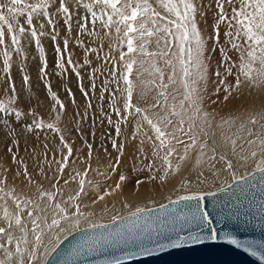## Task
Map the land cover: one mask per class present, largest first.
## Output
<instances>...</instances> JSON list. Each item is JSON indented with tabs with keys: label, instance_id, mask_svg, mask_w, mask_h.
<instances>
[{
	"label": "snow or ice",
	"instance_id": "snow-or-ice-1",
	"mask_svg": "<svg viewBox=\"0 0 264 264\" xmlns=\"http://www.w3.org/2000/svg\"><path fill=\"white\" fill-rule=\"evenodd\" d=\"M87 2L89 6L84 9V14L76 24L77 32L74 37L76 46L84 52L82 64H75L71 59L69 38L63 40V53L69 56L67 64L72 66L71 70L77 76L79 90L86 102L84 113L74 114L76 130L83 131L81 121L88 119L89 110L98 111L101 123L106 120L112 129L107 138L118 155L115 160L108 161L104 173L98 174L103 175L107 181L111 174L119 172L126 144L131 139L139 140L138 150L144 158L141 161V170L148 171L146 177L136 180V187L146 182H165L170 174H175L180 169L190 151L198 149L197 164L207 155L212 175L218 177L221 171H226L234 183L242 180L245 184L249 183L244 176L239 175L237 165L244 167L249 161L253 162L254 168L247 176L254 179L253 173H259L260 191L264 193V110L222 120V123L215 127L222 128L226 125L235 131H221L218 140L216 134L210 131L214 127L215 117L204 108L205 94L213 75L216 77L213 94L223 91V101H228L244 84L257 89L264 87V0H211L217 9L214 13L215 35L207 39L199 27L200 18L206 16L203 0ZM57 3L61 11L69 13L65 3L60 0H57ZM51 7V0H0V56L2 71L5 74L10 71L14 54L17 57L24 55L23 41L30 36L40 53L43 65L39 69L40 77L47 79V62L40 37L51 27V39L57 41L55 28L59 25L50 15ZM22 16H26L30 31L20 25L19 18ZM34 17L45 18L39 29L34 26ZM63 23L66 31L71 32L70 17ZM221 25L226 26L223 46L219 45ZM85 37L89 38V43H95L97 46H88ZM209 40L215 41L212 47H219L221 55L215 69H212L208 59ZM231 50L238 53V61L232 60L229 54ZM55 53L59 75L65 71V63L58 45L55 46ZM90 54L100 63L92 68L89 74L90 87L85 89L79 69L92 65ZM97 73L104 76V79L99 85L98 96H95L92 93L98 87ZM144 74L150 79H144ZM230 76L235 77L234 82L228 80ZM22 79L26 87L30 82L29 75L24 74ZM4 83L8 85L9 78H5ZM45 87L50 99L54 101L51 112L55 115L51 122H45L34 111L24 113L19 110L15 106L19 99L15 88H12V95L7 101L0 99V113L4 114L0 116V135L10 138L7 152L12 154L13 162L23 166V172L17 171L15 177L22 175L28 185L35 186L33 195L36 199L47 201L41 208L36 199L29 198L23 191L19 195L16 194L15 188L6 191V179L0 177V193L12 199L18 210L17 214L9 219L5 209L4 219L7 221V227L0 226V235L6 237L7 243L16 241L14 253L9 249L4 250L3 264H35L37 260L39 264H45L48 257L58 251L59 237L42 256H37V248L44 236L41 221L50 230L58 228L60 232H65L61 221L71 220L72 228L67 230L68 235H71L72 231L84 232L85 238L71 247L67 253L68 257L84 258L109 248L122 251V256L93 261L91 264H124L126 260L156 257L170 249H180L202 244L205 240L217 239L215 230L206 235L202 234V231H191L193 227L208 229L212 224L208 214L203 211L202 204L204 195H214L212 192L180 195L178 199L170 201L174 205L180 201L196 202L186 204L187 211H177L173 208L170 213H166L163 210L167 205L160 204V213L153 215L157 212L156 208L137 206L127 216L113 215L109 224L89 222L87 231L81 229V218L87 220L91 215L81 208L84 200L92 197V203L95 204L113 192L123 190L127 177L119 173V180L114 188L105 187L102 194L93 196V190L101 187L99 182L94 183L91 179L81 177H87L89 171H96L91 165L94 159L97 163L102 162L101 154L95 151L93 143L82 138L87 148V156L76 155L79 149L75 148L74 142L65 135L69 128L60 127L63 123L62 115L66 114V105L58 98L57 92L51 89L50 84L46 83ZM7 91L8 88L5 87V92ZM67 95L75 104L74 94L70 89H67ZM93 101L99 103L94 105ZM9 116L16 122L27 120L28 116L33 118L17 133L7 118ZM129 126H132L130 136L126 132ZM37 130H51L59 136L58 150L61 157L48 162L50 166L55 164V174L52 177L44 176L50 181L48 189L33 178V173L29 172L24 161L16 154L18 141L15 137L35 134L39 138L40 131ZM145 144L150 146L149 149L144 147ZM245 145L249 147L247 152ZM44 147L48 149L47 144ZM103 151L111 155L107 153V149ZM229 151L231 156L235 157V163L228 156ZM77 161L87 167L69 171V166ZM218 163L222 165L221 168H217ZM7 171L8 169H5V172ZM39 171L41 174L45 172L43 167ZM197 180L203 183L206 177L201 173ZM73 183L78 185L76 189L71 188ZM182 187H188V180H182ZM251 187L257 186L251 184ZM224 190V187L220 188V191ZM246 190L242 188V191ZM124 207L129 206L125 204ZM25 210L27 217L31 218V231L35 237V243L27 255L21 248V243L26 242L24 238L13 235V230L21 233L26 230L20 215ZM49 213L50 223L47 222ZM185 230L188 231L183 234ZM220 238L228 244L244 247L246 252L264 264V251L251 243L247 246L240 245L228 233H221ZM3 247L0 243V248ZM261 249H264V245H261ZM60 264H66L65 260H61ZM67 264H72L71 260Z\"/></svg>",
	"mask_w": 264,
	"mask_h": 264
},
{
	"label": "bare ground",
	"instance_id": "bare-ground-1",
	"mask_svg": "<svg viewBox=\"0 0 264 264\" xmlns=\"http://www.w3.org/2000/svg\"><path fill=\"white\" fill-rule=\"evenodd\" d=\"M61 3H65L66 7L69 9V13L65 14L63 11L58 13L57 9H54L57 4V0H51V10L50 15L52 18L56 19L58 23V27L55 28V34L57 35V41L54 42L51 39V27L46 30L45 35L40 37L41 45L44 48V54L46 57L47 67L45 69L47 74V79H42L40 77L39 69L43 66L40 60V53L37 51L35 47L34 41L31 40V37L28 36L24 39L23 44L25 45L24 55L22 57H17L14 54L12 66L10 68L9 73L5 74L2 71V56H0V99L7 101L8 98L12 95V88L16 89V94L19 97L17 104L15 105L19 110L24 113H28L30 111H34L37 116L43 119L45 122H51L54 119V113L51 112V109L46 106L45 103L53 100L50 99L48 95V91L45 87V84H50L51 89L58 94V98L66 105V114L62 115L63 123L60 125L61 128H69V131L65 133L66 138H68L71 142H74V147L79 149L76 153L77 156H87V148L82 141L87 140L88 142L93 143L94 149L96 152H100L102 157V162L97 163L94 159L92 162V169L96 171H89L87 177H81L85 179H91L94 183L99 182L100 188L93 190V196L102 194L103 188L110 187L114 188L115 184L119 180V173H123L126 177V186L123 190H117L113 192L111 195L106 196L104 200L97 201V203H92V197H89L84 200L81 208L86 213H91L88 216V219H82L80 222V227L87 225L89 222H98L103 220L111 219L113 215H120L125 212H129L135 209V207H145L148 205L156 204L164 201L165 199L174 196L178 193H183L187 191H202V190H211L220 185L227 183L231 179V175L226 171H221L218 177H214L209 167V163L207 161V155L201 158L200 164L196 163V159L198 157V149H193L190 151L188 157L184 162L181 163L180 169L175 174H170L165 182H146L142 186L136 187L135 182L137 179H142L148 175V171L141 170V161L144 159L141 157L139 152V140L129 141L126 144L125 153L122 157V164L119 166V172L115 174H111L110 178L105 181V177L103 175H99L98 173H104L107 168L109 160H115V157L118 153L112 149L111 142L107 138L108 135L112 133V129L108 132V128L110 127L107 124V121L104 120L101 123V117L98 111L89 110L88 119L81 121V126L83 131L80 132L76 130V126L74 124V114L80 113L83 114L85 111V99L78 87V79L77 76L72 72L70 65L67 64V60L69 56L67 53H63V40L65 38H69V51L72 52L71 59L75 64H82L84 52L83 49L76 46V41L74 37L76 36L77 28L76 24L77 19H79V11H82V7H87V0H82L79 2L77 0H60ZM238 6V5H237ZM53 9L55 10L53 12ZM85 9V8H84ZM57 15H56V14ZM76 13V14H75ZM59 14V15H58ZM72 26V31L67 32L66 27L63 23L65 19H69ZM205 17V16H204ZM203 18V17H202ZM202 18L199 21V27L202 29ZM44 20V19H43ZM40 17H34V26L39 29L40 25L44 23ZM77 21V22H76ZM207 21V20H206ZM19 23L21 26H24L26 30H29V26L26 23V16H22L19 18ZM225 28V26H224ZM205 34V32L203 31ZM211 34V33H210ZM209 34V35H210ZM207 38V35L205 34ZM224 37V35H221ZM85 43L88 46H97L95 43H89V38L85 37ZM224 41V40H223ZM34 45H33V44ZM208 41L209 48L211 44ZM32 45L35 47L33 49ZM58 45L62 50L63 60L65 63V71L61 74H57L60 72L59 69L56 68V60L57 55L55 53V46ZM107 41H105V51H107ZM220 46H223L224 43L219 42ZM51 46H53V50H51ZM230 48V46H228ZM33 50V52H32ZM218 50V49H217ZM51 51H53V56L55 57L54 63L51 62ZM215 52V51H214ZM217 52V51H216ZM232 57L233 61H238V53L235 50H231L229 53ZM217 55L220 53L217 52ZM213 57V56H212ZM90 58L93 63L91 66H83L79 69L82 76V83L85 89L90 87L89 74L93 67L98 65V61H96L95 56L90 54ZM25 71H21V70ZM235 71V70H234ZM27 74L30 77L29 84L25 87L23 84V75ZM99 76V73H97ZM106 75V73H105ZM5 78H9V84L5 85ZM144 79H150L147 74H144ZM99 79H104V76H99ZM99 79L96 81L97 85H99ZM230 82H234L235 77H228ZM216 79L211 81L208 85V92L205 94V102L204 108L213 114L215 117L214 127L210 131L216 134L217 139H220V132L224 131L225 133H229L230 131H235V129H229L228 126H223L222 128L215 127V125L221 124L222 120H227L232 117H237L244 115L246 113L258 112L264 110V87L262 88H251L247 84L241 86L238 92H234L233 95L229 98L228 101H223L224 93L221 91L219 94H213L215 88ZM5 87L8 88V91L5 92ZM67 89H70L73 94L76 103H72V98L67 95ZM171 90V89H170ZM99 87L92 93V95L98 96ZM154 95V93L152 94ZM217 101L213 103L212 101ZM151 101V95L149 96V102ZM99 103L98 101H93V104ZM143 101L141 102L143 106ZM57 110L59 107L57 106ZM105 110L107 111L106 103ZM4 114L0 113V116ZM11 119L12 117H7ZM32 116H28L27 120H21L20 122H16L14 119L12 120V124L15 127L17 133H20L22 127L31 122ZM79 119V117H75ZM11 122V121H10ZM94 122V123H93ZM2 127V126H0ZM110 130V129H109ZM132 130V126L126 129L129 136ZM40 131V130H37ZM106 134V135H103ZM18 141V150L16 154L19 158L24 161V165L27 167L29 172L33 173V178L37 180L45 189L49 188L50 181L45 179L44 176L52 177L55 174V164L49 165V161H54L60 159L61 152L58 150L59 147V136L55 133H52L51 130L40 131L39 138L35 134L31 135H18L15 137ZM10 138L0 135V177L6 179L8 188L16 189V194L19 195L22 191L29 197L36 199L33 195L35 193V186L28 185L24 180L23 176L15 177V173L17 171L23 172V166L17 165L12 160V154L7 152V147L9 144ZM187 142V141H186ZM48 145V149L46 150L44 145ZM144 147L149 149V145L145 144ZM104 149H107V153L111 155H107L104 153ZM246 152L249 150V147L245 145ZM150 156V153H149ZM228 156L233 159L235 163V157L231 156V152H228ZM175 163V161H173ZM43 167L45 172L43 174L40 173L39 169ZM87 165L77 161L75 164H71L69 166V171L74 168H79L83 170ZM221 164H217V168H221ZM51 168V170H49ZM254 168V163L249 161V163L240 167L237 165V171L239 175L245 174L248 171ZM5 169H8L5 172ZM203 173V176L206 177L205 182L200 183L197 180V176ZM15 177V179H14ZM67 178V176H65ZM182 180H188V187H182ZM61 186H63V182H60ZM67 188V186H64ZM78 185L73 183L71 185L72 189H76ZM67 192L65 194L66 199ZM0 226L7 227V221L4 219L5 209L8 212V218L11 219L14 217L18 210L15 206V203L12 199L8 198L4 195V193H0ZM36 203L40 204L41 208L45 206L47 203L46 200L36 199ZM125 204H128L129 207H124ZM107 209V211H105ZM25 212L20 213L22 218V223L25 226V232L21 233L18 230H13V235L16 237H23L26 242L21 243V248L24 249L25 255L27 252L31 250L32 245L35 243L34 233L31 231V218L27 217ZM51 214L48 216V223H50ZM41 226L44 232L43 241L37 248V256H42V254L49 248H51L52 244L55 243L57 237L59 239L67 233V230L72 228V222L69 221H61V227L64 228L65 232H60L58 228L48 229L44 226L43 221H41ZM0 243L4 245L3 248H0V264L4 262V250L9 249L13 253L15 252V244L16 241L13 240L11 244L6 242V237L0 235ZM35 264H39V260L35 262Z\"/></svg>",
	"mask_w": 264,
	"mask_h": 264
},
{
	"label": "water",
	"instance_id": "water-1",
	"mask_svg": "<svg viewBox=\"0 0 264 264\" xmlns=\"http://www.w3.org/2000/svg\"><path fill=\"white\" fill-rule=\"evenodd\" d=\"M247 173L241 176L249 181L248 184H245L243 180L234 183L231 177L227 183L211 190L178 193L162 202L145 206L157 209V212L153 215L160 213V204L167 205L166 209L163 210L166 213H170L173 208L177 211H187L185 205L196 202L180 201L174 205L170 201L178 199L180 195L212 192L214 195H204L202 200L203 211L208 214L212 224L208 229L201 230L198 227H193L191 231H202V234L206 235L215 230L217 232L215 241L205 240L202 244L170 249L167 253H161L156 257L126 260L124 264H262L257 257L246 252L244 247L228 244L220 238L221 233H228L240 245L247 246L251 243L257 249L264 251V249H261V245H264V193L260 191V174L253 173L255 177L253 179L249 178ZM251 184H255L257 187L253 188ZM221 187H224L225 190L220 191ZM242 188L247 190L242 191ZM129 212L118 216H127ZM110 221L111 219H108L98 221V223L109 224ZM80 228L87 231V225ZM187 231L185 230L183 234H186ZM84 238V232L72 231L71 235L66 233L60 238L58 251L52 253L45 264H60L61 260H65L66 264L69 260L72 264H91L93 261H103L122 256V251L109 248L107 251L100 250L96 254L84 258L68 257L67 253L71 250V247Z\"/></svg>",
	"mask_w": 264,
	"mask_h": 264
},
{
	"label": "rangeland",
	"instance_id": "rangeland-1",
	"mask_svg": "<svg viewBox=\"0 0 264 264\" xmlns=\"http://www.w3.org/2000/svg\"><path fill=\"white\" fill-rule=\"evenodd\" d=\"M53 1V0H52ZM68 1H70V0H68ZM77 1H79V2H82V0H77ZM203 4H204V10H205V12H206V16L205 17H203L202 18V25H203V27H202V30L205 32V34L207 35V38L208 37H210V36H214L215 35V32H214V13L217 11V9L215 8V4H214V2H211V0H203ZM84 8H86V7H84ZM84 8L82 7V11H79V19H77V21L79 20L80 21V19H81V16L84 14ZM54 9H57V11H58V13L61 11L60 10V8H59V5H58V3L56 4V7L54 8ZM53 9V12L55 11ZM229 11H230V9H229ZM56 14V13H55ZM76 14V13H75ZM57 15V14H56ZM41 18V20H43V19H45V18H43V17H40ZM207 20V21H206ZM44 21V20H43ZM76 21V22H77ZM226 30V26H225V28H224V25H221L220 26V37H219V42H222V43H224V41L223 40H225V37H221V35H223V33H224V31ZM211 33V34H210ZM210 34V35H209ZM206 38V39H207ZM209 44H211V46H210V48H209V57H208V59H209V61H210V64H211V66H212V69H215L216 68V66H217V63H218V61L221 59V57L219 56V55H217V52L218 53H220V51H219V47H215V48H213L212 47V45L215 43V41H213V40H209ZM33 44V43H32ZM34 45V44H33ZM32 45V47H33V49L35 50V47ZM52 48H51V50H53V46H51ZM218 49V50H217ZM215 51V52H214ZM217 51V52H216ZM32 52H33V50H32ZM53 54V51H51V55ZM213 56V57H212ZM50 58H51V62H53L54 63V61H55V57L52 55V57L50 56ZM39 62H41V61H39ZM216 79V77L213 75L212 77H211V80H210V82L211 81H214ZM103 81V79H99V85L101 84V82ZM209 82V83H210ZM99 85H98V87H99ZM210 85V84H209ZM106 103V102H105ZM46 104V106L47 107H49V109H52V105L54 104L53 102H51V101H48V103H45ZM2 114V113H1ZM12 118L10 119V123H13L12 122ZM108 128V132H110L111 131V127H107ZM110 129V130H109ZM103 135H106V134H103ZM82 219L83 218H81V221H82Z\"/></svg>",
	"mask_w": 264,
	"mask_h": 264
}]
</instances>
